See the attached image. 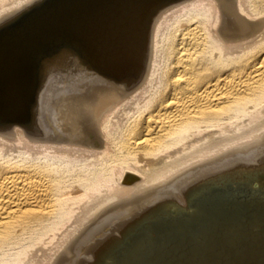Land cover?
Masks as SVG:
<instances>
[{
    "label": "bare ground",
    "instance_id": "bare-ground-1",
    "mask_svg": "<svg viewBox=\"0 0 264 264\" xmlns=\"http://www.w3.org/2000/svg\"><path fill=\"white\" fill-rule=\"evenodd\" d=\"M262 170L264 0H0V264H264Z\"/></svg>",
    "mask_w": 264,
    "mask_h": 264
},
{
    "label": "water",
    "instance_id": "water-1",
    "mask_svg": "<svg viewBox=\"0 0 264 264\" xmlns=\"http://www.w3.org/2000/svg\"><path fill=\"white\" fill-rule=\"evenodd\" d=\"M58 57L63 59L64 54H62V52H61V54H60V52L54 53V56H52V59L49 60V62L53 63V61H57ZM246 172L247 171L245 170V171H242L241 173H239V175H241L242 177L237 176L238 179H236V180L245 181L246 180V175H245ZM263 177H264V170L259 171L256 174H254V178L252 179L253 188H255V189L257 188V186L260 184L261 179H264ZM177 206H178V204L175 201L171 202V204L168 207L166 206L169 209L168 213L171 215H174L175 213H179V211H177L175 209ZM110 260L111 259H109L108 262H111Z\"/></svg>",
    "mask_w": 264,
    "mask_h": 264
},
{
    "label": "rangeland",
    "instance_id": "rangeland-1",
    "mask_svg": "<svg viewBox=\"0 0 264 264\" xmlns=\"http://www.w3.org/2000/svg\"><path fill=\"white\" fill-rule=\"evenodd\" d=\"M57 69H60V68H57ZM108 263H110V262H108Z\"/></svg>",
    "mask_w": 264,
    "mask_h": 264
}]
</instances>
